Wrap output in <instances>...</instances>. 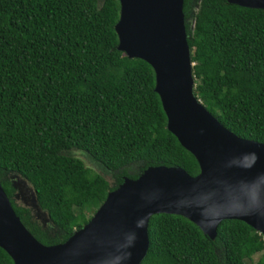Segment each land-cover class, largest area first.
<instances>
[{
	"label": "trees",
	"instance_id": "1",
	"mask_svg": "<svg viewBox=\"0 0 264 264\" xmlns=\"http://www.w3.org/2000/svg\"><path fill=\"white\" fill-rule=\"evenodd\" d=\"M118 0H0V183L15 213L45 245L64 242L124 177L177 166L194 176L195 157L166 128L146 61L117 48ZM194 62V93L239 137L264 143V9L227 0H183ZM194 21L193 27L191 22ZM81 152L114 182L87 167ZM26 179L53 234L12 195ZM140 264H245L264 236L237 219L214 239L187 218L157 213ZM0 264H13L0 247Z\"/></svg>",
	"mask_w": 264,
	"mask_h": 264
},
{
	"label": "water",
	"instance_id": "2",
	"mask_svg": "<svg viewBox=\"0 0 264 264\" xmlns=\"http://www.w3.org/2000/svg\"><path fill=\"white\" fill-rule=\"evenodd\" d=\"M118 1L117 48L153 68L166 128L195 157L199 172L155 165L137 178L124 177L86 224L53 245L24 226L0 183V247L13 264H140L149 246L148 221L157 213L183 216L211 239L225 219L241 220L264 236V143L224 127L195 95L183 0ZM227 1L264 9V0ZM14 181V200L44 223L48 215L32 186L19 175Z\"/></svg>",
	"mask_w": 264,
	"mask_h": 264
},
{
	"label": "rangeland",
	"instance_id": "3",
	"mask_svg": "<svg viewBox=\"0 0 264 264\" xmlns=\"http://www.w3.org/2000/svg\"><path fill=\"white\" fill-rule=\"evenodd\" d=\"M193 24V21L191 22V25ZM75 156L79 157L80 159H82L85 163V165L89 168H91L93 171L101 173L102 175H104L111 184H113L114 182V176L112 173H106L104 172L100 167H98L97 165H95L93 162H91V160H89L87 157H85L81 152L79 151H75ZM28 187H31V185L29 183H27ZM26 186V188H27ZM28 191H25L23 195H25L26 197H29V193H27ZM18 205L23 206L22 201H15ZM31 211V215L33 216L32 218H34L38 224L43 228V229H47L49 232H51L52 234L57 231V227L49 220L48 217L44 216L45 221L44 223L42 222V219H40L39 217H36L35 212ZM87 217H92L95 213L94 209H87L85 211ZM47 214V213H46ZM263 252H259V253H255L253 254L251 257L246 258L245 257V264H254L256 263L259 258L262 256Z\"/></svg>",
	"mask_w": 264,
	"mask_h": 264
},
{
	"label": "flooded vegetation",
	"instance_id": "4",
	"mask_svg": "<svg viewBox=\"0 0 264 264\" xmlns=\"http://www.w3.org/2000/svg\"><path fill=\"white\" fill-rule=\"evenodd\" d=\"M14 180H16V179H12L11 178V182L13 183V182H15L16 183V181H14ZM16 193H18V190H16V191H14V193H13V195H12V199L14 200V194H16ZM20 198V197H19ZM15 201V200H14Z\"/></svg>",
	"mask_w": 264,
	"mask_h": 264
},
{
	"label": "clouds",
	"instance_id": "5",
	"mask_svg": "<svg viewBox=\"0 0 264 264\" xmlns=\"http://www.w3.org/2000/svg\"><path fill=\"white\" fill-rule=\"evenodd\" d=\"M11 178H12V179H16V176H12Z\"/></svg>",
	"mask_w": 264,
	"mask_h": 264
}]
</instances>
